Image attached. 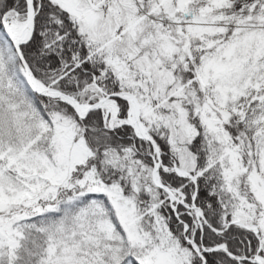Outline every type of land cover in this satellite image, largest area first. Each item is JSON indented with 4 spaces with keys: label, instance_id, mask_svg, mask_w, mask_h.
I'll return each mask as SVG.
<instances>
[{
    "label": "snow or ice",
    "instance_id": "1",
    "mask_svg": "<svg viewBox=\"0 0 264 264\" xmlns=\"http://www.w3.org/2000/svg\"><path fill=\"white\" fill-rule=\"evenodd\" d=\"M0 264H264V0H0Z\"/></svg>",
    "mask_w": 264,
    "mask_h": 264
}]
</instances>
